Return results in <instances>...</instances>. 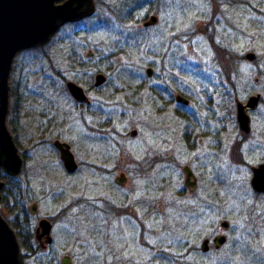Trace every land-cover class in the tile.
<instances>
[{
    "label": "rangeland",
    "instance_id": "1",
    "mask_svg": "<svg viewBox=\"0 0 264 264\" xmlns=\"http://www.w3.org/2000/svg\"><path fill=\"white\" fill-rule=\"evenodd\" d=\"M93 1V16L64 25L47 44L21 52L12 65L6 126L25 154V167L15 180L5 181L6 189L16 184L17 201L37 204L36 217L28 214L32 228L39 218L56 220L54 243L27 264H59L63 255H71L73 264H210L188 247L223 233V220L230 226L226 251L236 252L239 243V255L224 263L251 264L258 259L256 250H264L236 236L238 205L248 193L244 170L221 171L220 207L200 216L183 193L181 167L192 157L187 134L200 138L206 96L217 103L225 99L229 110L234 99L264 95V0H141L130 13L121 10L119 18L107 10L119 12L131 1ZM151 15L158 23L143 28ZM248 53L254 61L245 59ZM147 68L153 71L150 78ZM96 74L106 83L88 94L91 110L75 108L61 76L87 88ZM178 90L190 101L186 111L175 110L172 92ZM28 112L38 124L46 117L40 114L62 123L39 137L30 129ZM184 112L192 115L189 124L179 117ZM232 135L228 129L222 139ZM54 139L70 146L79 164L74 175L60 168ZM199 162L201 173L204 161ZM121 173L125 183L118 186L114 179ZM8 200L13 204L11 195Z\"/></svg>",
    "mask_w": 264,
    "mask_h": 264
},
{
    "label": "flooded vegetation",
    "instance_id": "2",
    "mask_svg": "<svg viewBox=\"0 0 264 264\" xmlns=\"http://www.w3.org/2000/svg\"><path fill=\"white\" fill-rule=\"evenodd\" d=\"M64 1L65 0H59L58 3H62ZM85 20L87 19H84L82 21ZM67 25L69 24H66V26ZM61 28H63V26ZM37 48L30 50H36ZM92 57L93 55L91 52H88L85 55L87 61L91 60ZM78 63L83 65L84 61L81 60ZM61 79L64 85V93L68 95L75 108L90 111L92 107V101L89 99L88 94L93 90H97L102 85L100 87H95L93 79L92 86H89L87 88H83L80 86L83 89V92L86 95L87 99L89 100V104H78L72 100V98L66 91L65 84L67 81H65V78L61 76ZM215 94L217 95L219 93L216 92ZM12 95L13 92L9 87V98H11ZM57 95H60V93H58ZM256 95H258L259 97L255 105L251 108L247 107L246 103L248 98ZM155 96L158 99L161 98L160 93L155 92ZM177 96L184 98L188 101V103L184 104L180 101H177ZM249 97L244 102H238L237 99H234V105L232 109L227 110L223 107L225 99H223L221 102L220 100H218V103L221 105L220 106L214 99V97L206 96L207 113L205 114L202 121L200 138L198 140L194 139L193 134L190 132V129V133L187 134V153L189 154V157L192 154V157L189 158L190 160L186 165H183L181 167V172L185 167L189 174V178L187 180L188 185L186 187L184 184L186 178L182 173L184 176L183 193L190 201H194L196 203V206L194 208H191V211L193 209H196V211L198 210V212L200 213V216H204L208 212H211V210L220 207L219 203L222 200L221 193L225 184L224 177L222 176L221 171L224 168L233 170L243 169L244 179L245 181H247L248 193L242 196L240 200L241 203L238 205L237 215L240 216L241 221L236 225V229L239 230V233L236 234V236L238 239H240V241L245 240L244 237H246V243H250L251 246H255L258 249L264 250V191L255 190L251 185L254 175L262 179L264 182V95L263 93H254ZM172 98L176 105V112L178 108H183L185 111L189 109L190 101L186 98L183 92L179 90L172 92ZM238 104H241L242 112L247 117V123L244 126V129L240 127V124L237 120ZM213 106L219 113L213 112ZM261 111L262 113H260ZM223 112H226V114ZM29 116L30 113L28 112V119H30ZM40 117H45V121L42 124L36 123L37 120L35 118L30 119V129L36 131L39 137H46L48 133L53 132L62 123L61 118L60 120H55L54 116L51 117L46 114H40ZM179 117L184 118V121L189 124L192 115L191 113L184 112L183 115L180 114ZM188 124L187 126L189 127ZM228 129L233 130V135L231 136V138L228 137V140L225 141L222 138H225V133ZM12 139L17 147V142L13 137ZM55 141H59L60 143L65 142L54 139L51 143L52 150L59 160L60 168L63 169L66 176L74 175L78 170L79 164L78 162H76L74 154L71 152L70 146L67 144L77 165V169L72 174H69L65 171L63 164L59 158V153L53 146V143ZM17 149L18 154L23 160V171L25 167V154L21 153L18 147ZM198 157H203V159H199ZM200 160L204 161V167L200 169L202 170L201 173H198L197 171L200 167L198 164H200ZM0 171L3 172L1 169ZM21 173L19 175H21ZM19 175L11 177L4 172L2 173V175H0V181L4 183V188L1 193L2 200L0 203V212L15 235L23 264H27L28 258L35 259V255L38 250H48L54 243L53 229L55 227L56 220L54 217L39 218L36 220V225L33 228L31 227L28 214L32 217H36L37 204L32 203L29 207H26V202L23 203L22 201H17L15 196L16 184L12 185L11 191L10 189H8V191L6 189L8 183H5V181L15 180ZM25 180L28 183V178ZM6 192H8L7 196L5 194ZM9 195L13 197V204L11 205L10 201L8 200ZM41 220H47L51 224L48 234H42V229L39 226ZM222 222L227 223L226 228L221 226ZM219 228L222 229L223 233H212L209 237L203 238L198 246H189L188 251L190 252V254L192 256L199 257L201 260L210 261V264H225L224 261H229V256L235 255L234 253L239 251V243H234V249L236 252L232 253L226 251V248H228L227 245L229 238H227L225 234L229 231V223L225 220L220 221ZM218 236H224L225 242L222 245L216 247V243L214 242V240ZM204 241H206L205 251L201 248V245ZM255 253L258 256V259H253L251 264H264V251H260L258 253L256 250ZM236 254L237 256L239 255L238 253ZM65 257H67L73 264V258L71 255H63L59 260V264H61L60 262ZM48 261L52 260L50 259ZM197 262L203 263L204 261Z\"/></svg>",
    "mask_w": 264,
    "mask_h": 264
},
{
    "label": "water",
    "instance_id": "3",
    "mask_svg": "<svg viewBox=\"0 0 264 264\" xmlns=\"http://www.w3.org/2000/svg\"><path fill=\"white\" fill-rule=\"evenodd\" d=\"M59 0H0V169L7 175L15 177L19 175L23 168V160L18 154V149L12 139L6 126V118L9 108V78L16 55L20 52L37 48L47 44L56 32L64 25L77 23L86 18H90L95 13V4L93 0H65L58 3ZM158 23V18L151 15L143 22L142 27H153ZM249 62L255 60L252 53L245 55ZM152 69L147 68L145 74L152 76ZM106 82L102 74L94 76V86L100 87ZM66 91L72 100L78 104H89V100L83 92V89L72 81L65 84ZM258 95L248 98L246 106L251 108L258 100ZM177 101L187 104L188 101L177 96ZM237 120L240 127L244 129L247 123V117L242 112L241 104L237 105ZM130 137L136 136V131L130 132ZM53 146L59 153V158L65 171L72 174L77 165L69 146L66 143L55 141ZM182 173L185 176V186L189 174L184 167ZM114 183L123 186L125 177L120 174L115 177ZM252 187L255 190L264 191V182L254 175ZM4 183L0 181V203L2 200V191ZM42 234H48L51 224L47 220H41L39 223ZM221 226L226 228L227 223L222 222ZM214 242L216 247L225 242L224 236H218ZM206 241L201 245L205 251ZM61 264H72L67 257L63 258ZM0 264H23L18 243L13 231L2 217L0 212Z\"/></svg>",
    "mask_w": 264,
    "mask_h": 264
},
{
    "label": "trees",
    "instance_id": "4",
    "mask_svg": "<svg viewBox=\"0 0 264 264\" xmlns=\"http://www.w3.org/2000/svg\"><path fill=\"white\" fill-rule=\"evenodd\" d=\"M131 2H128V3H123L121 4V7L118 8V11L119 12H114L113 9H109L107 10L109 16L113 17V18H119L120 14L123 13V11L121 10H124L127 14L130 13L133 9H136L138 8L139 6H141V4H139L141 2V0H129ZM146 0H143L142 4H145ZM106 18V17H105ZM121 20V19H119ZM108 24V21L106 19L104 25H107Z\"/></svg>",
    "mask_w": 264,
    "mask_h": 264
}]
</instances>
